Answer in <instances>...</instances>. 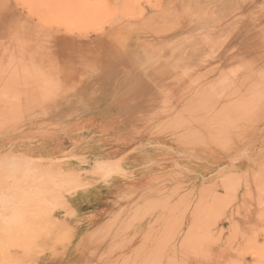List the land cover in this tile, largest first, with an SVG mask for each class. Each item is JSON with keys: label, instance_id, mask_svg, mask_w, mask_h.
I'll list each match as a JSON object with an SVG mask.
<instances>
[{"label": "rangeland", "instance_id": "374dc122", "mask_svg": "<svg viewBox=\"0 0 264 264\" xmlns=\"http://www.w3.org/2000/svg\"><path fill=\"white\" fill-rule=\"evenodd\" d=\"M2 2L0 101L6 102H0V111L7 116L0 112V170L6 161L10 171L20 166L7 176L1 171L0 182L13 191L22 182L25 187L20 184L23 190L16 192L17 187L12 194L2 187L0 242L8 245L6 235L15 228L13 241L29 248L13 246L8 239L13 247L5 249L20 252V262L5 261L9 258L1 253L0 264H70L74 254L95 261L114 241L108 237L119 233L116 244L123 245L145 227L151 232L145 233L144 242L151 239L152 229L159 230L155 244L165 248L170 264H264V0ZM30 40L38 51L29 53L44 59L41 71L27 52L18 51L32 45ZM69 88L73 92L63 95ZM43 90L56 100L41 98ZM32 92L47 120L34 123V113H24L25 94ZM27 162L35 163L30 168L38 170H33L36 176L43 171L40 180L26 169ZM106 163L114 167L106 169ZM23 164L27 173L22 174ZM47 167L58 173L56 178ZM70 175L74 184L66 187L61 178ZM60 197H92L93 204L88 215L67 218L71 225L61 230L69 236L64 243L55 227L65 218L64 206L54 210ZM34 206L40 207L36 211ZM16 214L26 223L12 216ZM15 219L24 226L16 229ZM78 222L83 231L92 229L86 243L78 238ZM140 240L130 250L142 246ZM32 241L50 243L41 248L44 252L26 244Z\"/></svg>", "mask_w": 264, "mask_h": 264}, {"label": "bare ground", "instance_id": "6f19581e", "mask_svg": "<svg viewBox=\"0 0 264 264\" xmlns=\"http://www.w3.org/2000/svg\"><path fill=\"white\" fill-rule=\"evenodd\" d=\"M2 4H4V2H2V0H0V6H2ZM212 11V10H211ZM209 13V12H208ZM205 14H207V13H205ZM210 15H212V14H210ZM217 15V14H216ZM206 18L209 16H206V15H204ZM124 31V30H123ZM119 34V33H118ZM122 34L124 35V34H127V33H123L122 32ZM130 34H132V33H130ZM129 34V35H130ZM128 35V34H127ZM138 35H140V34H138ZM173 35V34H172ZM125 36V35H124ZM141 36H144L143 34L141 35ZM168 36V35H167ZM161 37V36H160ZM119 38V37H118ZM123 38H125V37H123ZM126 38H128V36H126ZM142 38H145V37H142ZM164 38V36L162 35V39ZM149 39V38H148ZM148 39H146V41L148 40ZM154 39H156V38H154ZM153 39V40H154ZM158 39V38H157ZM177 39V38H176ZM21 40V39H20ZM118 40H120V39H118ZM142 40H144V39H142ZM150 40V39H149ZM33 41V40H32ZM48 41V40H47ZM158 41V40H157ZM156 41V42H157ZM159 41H164V40H161V39H159ZM183 41V40H182ZM149 42H153V41H149ZM154 42H155V40H154ZM18 43V42H17ZM22 42H20V44H21ZM24 44H25V42H23ZM23 43L21 44V46L23 45ZM30 43H31V40H30ZM19 44V43H18ZM32 44V43H31ZM146 44V43H145ZM157 44H159V42H157ZM162 44V43H161ZM36 44H32V45H30V46H28V47H26L25 49H19L18 47V51H21V52H27V57H32V59L31 60H34L33 62V65L34 66H36L37 67V69L38 70H40L41 71V66L45 63L44 62V59H43V57L42 56H33V55H31V53H29V52H33V54L35 53V55L37 54L36 52L38 51V49H37V51H36V48L35 47H37V46H35ZM47 45V44H46ZM50 45V44H49ZM152 46V45H151ZM159 46V45H158ZM163 46V45H162ZM164 47V46H163ZM21 48V47H20ZM23 48V47H22ZM40 48V47H39ZM167 48V47H166ZM52 49V48H51ZM53 49H56V48H53ZM143 49H146L145 47L143 48ZM17 50V49H16ZM164 50V49H163ZM163 50H161V51H163ZM50 51V50H49ZM136 51V55H139L140 56V54H142V51H139V50H134V52ZM146 51V50H145ZM144 51V52H145ZM147 51H148V49H147ZM133 52V51H132ZM177 52V51H176ZM148 53L149 54H151V52H149L148 51ZM155 53V52H154ZM48 54V53H47ZM135 54V53H134ZM159 54H160V52H159ZM48 55H50V52H49V54ZM156 56V55H155ZM162 56V55H161ZM50 57V56H49ZM108 58V57H107ZM109 59V58H108ZM188 58H185V57H182V58H180V60H184V61H188L187 60ZM46 60V59H45ZM161 60V59H160ZM164 60V59H163ZM78 61V60H77ZM198 61V59H191V61L190 62H193V63H195V62H197ZM118 62H120L119 60H118ZM117 62V63H118ZM164 63V62H163ZM156 64V63H155ZM166 63H164V65H165ZM32 65V66H33ZM60 66V65H59ZM9 67V69H10V66H8ZM61 67V66H60ZM6 68V67H5ZM34 68V67H33ZM52 68V67H51ZM170 68V67H169ZM36 69V68H35ZM72 69V68H71ZM38 70L36 71V72H38ZM48 70V69H47ZM58 70H61L60 68L58 69ZM63 70V69H62ZM67 70V69H66ZM66 70H65V72H66ZM33 71V70H32ZM39 71V72H40ZM68 71V73L70 72L69 71V69L67 70ZM172 71V70H171ZM177 71V70H176ZM7 72H9V71H7ZM6 72V73H7ZM55 72V71H54ZM57 72V71H56ZM62 73L64 72V71H61ZM113 72H115V71H113ZM173 72V71H172ZM12 73V72H11ZM14 73V72H13ZM50 73H52V72H50ZM75 72H73V73H71L72 74V76L74 77L75 75H76V73H75V75H73ZM15 74V73H14ZM122 74H123V72H122ZM11 75V74H10ZM10 75H8L9 77H10ZM54 75V74H53ZM61 75V74H60ZM63 75V74H62ZM68 75H70V74H68ZM40 76V75H39ZM59 76V75H58ZM67 76V75H66ZM71 76V75H70ZM69 76V77H70ZM121 76V75H120ZM13 77V76H12ZM53 77V76H52ZM52 77H51V79H52ZM56 77V76H55ZM60 77H62V76H60ZM65 77V76H64ZM68 77V76H67ZM119 77V76H118ZM11 78V77H10ZM43 78V77H42ZM63 78V77H62ZM8 79V78H7ZM12 79V78H11ZM61 79V78H60ZM116 79V78H115ZM119 79V78H118ZM126 79V78H125ZM59 80V79H58ZM62 80V79H61ZM71 80H72V77H71ZM75 80V79H74ZM110 80V79H109ZM9 81V80H8ZM11 81V80H10ZM62 81H64V80H62ZM116 81V80H115ZM124 81V80H123ZM127 81V80H126ZM18 82V81H17ZM66 82V81H65ZM67 82H68V80H67ZM111 82V81H110ZM125 82V81H124ZM8 83V82H7ZM59 83V82H58ZM69 83V82H68ZM67 83V84H68ZM72 83V82H71ZM109 83V82H108ZM120 83H122V81L120 82ZM119 83V84H120ZM61 84H62V82H61ZM66 84V83H65ZM64 84V85H65ZM124 84V83H123ZM51 85V84H50ZM50 85H49V89H50ZM58 85V84H57ZM56 85V86H57ZM59 85H60V83H59ZM64 85H63V87H64ZM74 85V84H73ZM112 85H113V83H112ZM67 86H69V85H67ZM71 86V85H70ZM63 87H61V88H63ZM116 87V86H115ZM119 87V86H118ZM129 87V86H128ZM131 87V86H130ZM36 88H38V87H36ZM36 88H34L35 90H36ZM44 88H46V86H44ZM60 88V87H59ZM33 89V90H34ZM41 89H43V88H41ZM65 89H66V87H65ZM65 89H64V91H65ZM71 88H69V91H65L66 93L65 94H63V95H70L72 92H73V90L74 89H72V90H70ZM116 89V88H115ZM127 90L129 89V88H126ZM125 89V90H126ZM21 90H23V88L21 89ZM20 90V91H21ZM27 90V89H26ZM25 90V91H26ZM29 90V89H28ZM31 90V89H30ZM29 90V91H30ZM35 90H34V92H35ZM38 90L40 91V88H38ZM48 90V89H47ZM66 90H68V89H66ZM82 90V89H81ZM80 90V91H81ZM18 91V90H17ZM34 92H32L30 95H27V94H25L26 95V100H25V102H24V104H25V106L23 107V110H24V108H26L25 109V111H24V113L27 111H31L32 113H30V114H33V116L31 115V121H33L34 123H38V121H42V120H47L48 119V115L47 114H45L44 112H45V109H44V107H43V105H41V103L38 101V97L37 96H35L34 94ZM42 92H44V94H42ZM46 92V90H43V91H41L40 93L43 95V97H41V98H44V96H46L47 98H45L46 100L47 99H49V97L48 96H51V98L52 99H54L53 98V96L52 95H49L48 94V91H47V93H45ZM82 92H85V93H89L88 92V90H83ZM116 92V91H115ZM13 93V92H12ZM36 93H38V92H36ZM84 93V94H85ZM15 94V93H14ZM20 94H22V96L24 95L23 94V92L22 93H20ZM83 94V95H84ZM36 95H38V94H36ZM61 95V94H60ZM81 95H82V93H81ZM16 96V95H15ZM59 96V95H58ZM57 97V96H56ZM55 97V98H56ZM19 98H20V96H19ZM58 99L60 98L61 100H62V102L64 101L63 100V96L61 95V97L59 96V97H57ZM1 99V98H0ZM5 99V98H4ZM7 99H9V98H7ZM12 99V98H11ZM18 99V98H17ZM87 99V98H86ZM112 99V98H111ZM264 99V98H263ZM2 100H3V98H2ZM1 100V101H2ZM23 100H24V97H23ZM22 100V101H23ZM54 100H56V99H54ZM68 100V99H67ZM0 101V102H1ZM3 101H5V100H3ZM19 101V100H18ZM51 101V100H50ZM261 101H263V100H261ZM6 102V101H5ZM7 102H8V100H7ZM256 102V101H255ZM254 102V103H255ZM264 102V101H263ZM4 103V102H3ZM2 103V104H3ZM22 103V102H21ZM48 103V102H47ZM51 103V102H50ZM65 103V102H64ZM63 103V104H64ZM258 103H261V102H259L258 101ZM1 104V105H2ZM3 105H6V104H3ZM7 105L9 106V104L7 103ZM13 105H14V102H13ZM52 105V104H51ZM54 105V104H53ZM141 105V104H140ZM139 105V106H140ZM257 104H254V105H251V106H256ZM19 106V105H18ZM22 106V105H21ZM55 106V105H54ZM249 106V108H251L252 109V107L250 106V105H248ZM258 106V105H257ZM2 106H0V108H1ZM7 107V106H6ZM12 107V106H11ZM15 107V106H14ZM51 107H53V106H51ZM50 107V108H51ZM259 107H261V106H259ZM9 108V107H8ZM232 108V107H231ZM234 108H235V106H234ZM233 108V110H235ZM254 108V107H253ZM4 109H5V107H4ZM52 109V108H51ZM135 109V108H134ZM257 109L259 110V108L257 107ZM261 109V108H260ZM14 110V109H13ZM55 110V109H54ZM58 110V109H57ZM160 110V109H159ZM238 110V109H237ZM255 110V109H254ZM262 110V109H261ZM5 111V110H4ZM8 111V110H7ZM19 111H20V108H19ZM56 111V110H55ZM1 112V114H2V111H0ZM9 112V111H8ZM18 112V111H17ZM146 112V111H145ZM235 112V111H234ZM236 112H239V110L238 111H236ZM258 112V111H257ZM13 115H15L16 113H15V111H14V113H13V111L11 112ZM10 113V114H11ZM19 113V112H18ZM20 113H21V111H20ZM138 113V112H137ZM141 113V112H140ZM259 113V112H258ZM7 114V113H6ZM78 114V113H77ZM149 114H151V113H149ZM238 114H240V113H238ZM3 116H7V115H4V114H2ZM1 115V118H3V116ZM20 116H21V114H19ZM28 115V114H27ZM76 115V114H75ZM235 115H236V113H235ZM9 116V115H8ZM23 116V115H22ZM73 116V115H72ZM136 116H137V114H136ZM140 116V115H139ZM143 116V115H142ZM11 117V116H10ZM6 118V117H5ZM5 118H4V120H5ZM13 118V117H12ZM18 118V117H17ZM132 118V117H131ZM16 119V118H15ZM27 119V118H26ZM38 120V121H37ZM244 122V121H243ZM0 123H2V122H0ZM4 123V122H3ZM212 124V123H211ZM1 125V124H0ZM4 125V124H3ZM210 125V124H209ZM214 125H216V123H214L213 124V126ZM212 126V127H213ZM217 126H218V124H217ZM222 126V125H221ZM210 127V126H209ZM2 128V127H1ZM0 128V129H1ZM6 128V127H5ZM13 128V127H12ZM214 128V127H213ZM212 129V128H211ZM6 130V129H5ZM210 130V129H209ZM215 131V130H214ZM215 133V132H214ZM216 134V133H215ZM71 135V134H70ZM217 136H219L220 135V133H219V135L218 134H216ZM224 136V135H223ZM223 140H224V137H223ZM230 141V140H229ZM14 142V141H13ZM222 142V141H221ZM225 142V141H224ZM224 142L223 143H221V145L222 144H224ZM228 143H230V142H228ZM232 145V144H231ZM10 146H12V145H10ZM227 147V146H226ZM3 148H4V146H3ZM72 150V149H71ZM74 151V150H73ZM75 152V151H74ZM18 155V154H17ZM2 156H4V155H2ZM15 156V155H14ZM19 156V155H18ZM73 156V155H72ZM7 157L9 158V157H12V156H10V155H8L7 154ZM6 157V158H7ZM17 157V156H16ZM19 157H22V156H19ZM2 158V157H1ZM1 158H0V162L1 161H3V159L1 160ZM18 158V157H17ZM69 158V157H68ZM93 158V157H92ZM11 159V158H10ZM13 159V158H12ZM24 159H25V157H24ZM99 159V158H98ZM8 161H9V159H7ZM19 160H21L20 158H19ZM23 160V159H22ZM28 160V159H27ZM30 160V159H29ZM38 161V160H37ZM48 162H49V160H47ZM62 161V160H61ZM80 161V160H79ZM15 162V161H14ZM16 162H20V161H16ZM33 162H35L34 160L32 161V163ZM59 162V161H58ZM6 163H8L9 164V162H7L6 161ZM6 163H4L3 165H5ZM13 162H11L10 164L11 165H13L12 164ZM21 163V162H20ZM23 163V162H22ZM30 163H31V161H30ZM30 163L29 162H27L26 164H28V167L30 168V166L32 165H30ZM37 163V162H36ZM52 163V162H51ZM110 163V162H109ZM8 164H6V166H4V167H2L3 169H1L0 170V172L1 171H3L2 172V174H4V176H7L8 175V172L10 171V170H8L9 169V167L8 166H10V165H8ZM15 164V163H14ZM19 163H17V164H15L16 165V167H17V170H15V171H10V172H16V171H18V167L20 166V165H18ZM38 164V163H37ZM37 164H36V166H37ZM55 164V163H54ZM93 164V163H92ZM99 164V163H98ZM97 164V165H98ZM102 163H100V165H101ZM107 164V163H106ZM118 164V163H117ZM117 164H116V166H117ZM34 165H35V163H34ZM34 165H32V166H34ZM87 165V164H86ZM105 164L103 163V165L102 166H104ZM0 166H1V164H0ZM23 166H24V164H23ZM25 166H27V165H25ZM25 166H24V170H25ZM36 166L35 167H33V168H36ZM80 166H81V164H80ZM101 166V167H102ZM110 166V167H109ZM108 166V164H107V168L106 169H110L111 168V166L112 167H114V165H109ZM8 167V168H7ZM12 167V166H11ZM15 166H13V168H14ZM15 167V168H16ZM38 167V166H37ZM41 167V166H40ZM105 167V166H104ZM109 167V168H108ZM1 168V167H0ZM4 168H7V169H5V170H8L7 171V173L4 171ZM23 168V167H22ZM22 168H20V169H22ZM47 168H49V167H47ZM98 168H99V165H98ZM28 171H32V173H34V171L33 170H36V171H38L37 169H33V170H31V168L30 169H28V168H26ZM38 169H40V168H38ZM45 169V168H44ZM44 169H42V170H44ZM100 169V168H99ZM105 170L103 167L100 169V170ZM20 171V172H22V174H23V172L24 173H27V170H25V171ZM48 170V169H47ZM65 170H68V169H64V173H65ZM35 171V172H36ZM41 171V170H40ZM49 171H50V168H49ZM48 171V173H49V175L50 176H52V177H57V175H58V173H57V175H55V173H51V171L49 172ZM94 171V170H93ZM9 172V174H11ZM43 172V171H42ZM41 172V173H42ZM47 172V171H46ZM45 172V173H46ZM58 172H59V170H58ZM62 172V170H60V172L59 173H61ZM6 173V174H5ZM32 173H30V175L32 174ZM37 173V176H36V174H35V177H37V179L39 178V180H40V177H38L39 175H38V173L39 172H36ZM41 173H39V174H41ZM44 173V174H45ZM48 173H46L44 176H46L45 178L47 179L48 178ZM52 175H51V174ZM1 173H0V176L2 177L3 175H2ZM13 174V173H12ZM18 174H20L19 172H18ZM19 175V176H21V178L22 177H24L23 175ZM29 174V173H28ZM27 174V175H28ZM67 174V173H66ZM77 174L78 173H76L75 174V176H77ZM89 174H92L91 172L89 173ZM88 174V175H89ZM26 175V176H27ZM33 175V174H32ZM48 175V176H47ZM54 175V176H53ZM60 175H62V173L60 174ZM60 175H59V177H60ZM65 175V174H64ZM9 176H12V175H9ZM14 176H18V175H16V174H14ZM34 176V175H33ZM30 177H32V176H30ZM55 177V178H56ZM3 178V177H2ZM16 178V177H15ZM21 178H19V179H21ZM26 177H24V181L26 180V181H28L27 179H25ZM28 178H29V176H28ZM54 178V179H55ZM64 178V177H63ZM63 178H61L62 179V184L63 185H65L66 187H72L71 185L72 184H74V180H73V176L72 175H70V176H65V178L63 179ZM6 178H4L3 180H5ZM17 179V180H16ZM16 179H14V182H17L18 181V178H16ZM51 179V178H50ZM54 179H52V182H53V180ZM78 179H79V177H78ZM9 180H11L10 179V177H9ZM16 180V181H15ZM23 180V179H22ZM36 180V179H35ZM77 180V178L75 179V181ZM11 181H13V180H11ZM49 181V180H48ZM19 182H21L20 180H19ZM30 182V181H29ZM37 182H38V180H37ZM40 182V181H39ZM45 182V181H44ZM51 182V181H50ZM60 182V181H59ZM58 181H57V183H56V185H55V189H56V186H57V184L59 183ZM1 183H4V181L2 182H0V188H2L3 187V185L1 184ZM8 183H10V181L8 182ZM7 183V185H10V184H8ZM13 183V182H12ZM21 185L23 184V182L22 183H20ZM20 184H17V185H19L20 186ZM25 184V183H24ZM32 184H34L33 182H32ZM38 184V183H37ZM37 184L35 185V186H31V187H28V188H26V189H32V188H37L40 184H38V186H37ZM12 185V184H11ZM10 185V186H11ZM15 185V184H14ZM19 186H17V187H19ZM28 186H29V184H28ZM37 186V187H36ZM59 186V185H58ZM15 186H13L12 188H14ZM16 187V188H17ZM20 187H25V186H20ZM18 188V190H16V188H14L15 190H16V192L18 191L19 192V189H20V191L21 190H23L22 188ZM27 187V186H26ZM80 187V186H79ZM3 188H6L7 190L6 191H9L8 192V194L9 193H13L14 191L13 190H10L11 189V187H9L8 188V186L7 187H3ZM1 189L0 190V192L1 191H3V192H1L0 193V195L2 194V193H5L6 191H4V189ZM58 189H59V187H57ZM78 188V187H77ZM76 188V189H77ZM39 189V188H38ZM68 189V188H67ZM52 190V189H51ZM69 190V189H68ZM74 190V189H73ZM13 191V192H12ZM34 191V190H33ZM56 191H57V189H56ZM55 191V192H56ZM59 191V190H58ZM57 191V192H58ZM66 191V190H65ZM26 192H27V190H26ZM54 192V193H55ZM62 193V192H61ZM75 193V192H74ZM7 194V193H6ZM7 194V195H8ZM21 194H22V192H21ZM23 194H25V192L23 193ZM76 194H79L78 192H76ZM6 195V196H7ZM14 195V194H13ZM63 195H64V193H63ZM67 195V194H66ZM106 195V194H105ZM5 196V194H4V198L6 197ZM9 196V195H8ZM12 196V195H11ZM17 196H20V195H17ZM62 196V195H61ZM3 197V196H2ZM21 197V196H20ZM24 197V196H23ZM49 197V196H48ZM11 198H13V197H11ZM15 198H16V196H15ZM39 198H41V197H39ZM38 198V199H39ZM43 198V197H42ZM46 198V197H45ZM38 199H36V200H38ZM49 199V198H48ZM52 199V198H51ZM50 199V200H51ZM91 199H92V197H89V198H79V199H62V197H60V198H56L55 199V201H54V204H55V206H54V210H56L58 207H59V205L60 206H64L63 208H64V216H65V221H64V219H62L61 221H59L58 223H57V226H55L56 228H57V230L58 231H60V235H61V237H62V242L64 243V242H66V241H68V235L67 234H65V231H61L62 229H65V230H67V228H68V226L69 225H71V221L70 222H68L67 221V218L68 217H75V219H77L78 217H76L77 215H88V213H89V211L93 208V204L91 203ZM9 200V199H8ZM13 200H14V198H13ZM36 200H34V201H32V202H34L35 203V201ZM43 200H44V198H43ZM47 200V199H46ZM39 201H41L40 199H39ZM53 201V200H52ZM3 202V201H2ZM9 202V201H8ZM3 203H5V201L3 202ZM57 203V204H56ZM1 204V203H0ZM17 204V203H16ZM47 204V203H46ZM45 204V205H46ZM92 204V205H91ZM3 205V204H2ZM18 205H20V204H18ZM17 205V206H18ZM29 209H30V207L27 205V204H25ZM24 205V206H25ZM21 206V205H20ZM24 206H23V208H22V211H23V209H24ZM43 206V205H42ZM50 206H52V205H50ZM50 206H49V208H50ZM15 207H16V205H15ZM36 206H34V208H35ZM38 207H40V206H38ZM38 207H36L37 209H38ZM26 208V207H25ZM27 208V209H28ZM36 208H35V210H36ZM14 209V208H13ZM27 209H24V211L25 210H27ZM16 210H17V208H16ZM19 210V209H18ZM47 210H48V208H47ZM23 211V212H24ZM37 211V210H36ZM44 211H45V208H44ZM58 210H56V212H57ZM28 212V210L26 211V213ZM54 212V211H53ZM55 212V213H56ZM59 212V211H58ZM61 213H62V211H60ZM123 212V211H122ZM17 213V212H16ZM20 213V212H19ZM25 213V214H26ZM30 213V212H29ZM34 213V212H33ZM45 213V212H44ZM54 213V214H55ZM12 214V213H11ZM14 214V213H13ZM23 214V213H22ZM24 214V215H25ZM28 214V213H27ZM32 214V212L29 214V215H31ZM34 214H36V212L34 213ZM40 214H42V212L40 213ZM121 214V213H120ZM33 215V214H32ZM12 216H19L18 214H16V215H12ZM28 216V215H27ZM33 217H35L34 215H33ZM12 217H10V219H11ZM22 218H24V216L22 215ZM27 217H26V215H25V219H26ZM114 218V217H113ZM119 218V217H118ZM18 219H19V217H18ZM34 219H36V218H34ZM59 219V218H58ZM60 219H61V216H60ZM16 220V219H15ZM20 221H21V219H19ZM18 220V221H19ZM30 220H33V218L31 219L30 218ZM30 220H28L27 221V224H26V226H29L30 224ZM110 220V219H109ZM63 221V222H62ZM159 221V220H158ZM15 222V221H14ZM14 222H12V224L14 223ZM16 222H17V220H16ZM21 222H23V223H26V222H24V219H23V221H21ZM62 222V223H61ZM82 222V221H81ZM157 221L155 220V223H156ZM18 223V222H17ZM22 223V225L24 226V224ZM59 223H61V224H59ZM111 223V222H110ZM1 224V223H0ZM10 223L8 222V224H7V226H6V228L5 229H8L9 228V225ZM15 224V223H14ZM78 224H79V222H78ZM3 225V223L0 225V228L1 227H3L2 226ZM21 225V223L19 224H15V227H16V229L19 227V226H22ZM107 225V224H106ZM108 225H110V224H108ZM115 225V224H114ZM155 225V224H154ZM81 224H79L78 226H77V229H79L77 232V235H78V238H81V241L82 242H84L85 241V239L87 238V237H93L92 236V229L91 230H87V231H83V229H85V228H83L84 226H81ZM111 226V225H110ZM8 227V228H7ZM12 227H14V225L13 226H11V228ZM50 228V227H49ZM51 228H52V226H51ZM54 228V227H53ZM53 228L52 229H50V231L51 230H53ZM112 228H114L113 226H112ZM111 228V229H112ZM5 229L4 230H2V232H4V234H5V232L7 231H5ZM111 229H110V231H111ZM147 229V230H146ZM169 229V228H168ZM9 230V229H8ZM14 230V231H13ZM109 230V229H108ZM11 232H10V236H9V234L8 235H6V236H4V238L6 237L7 239H5V240H7V241H5V242H7V244L9 245V246H12V242H11V245L9 244L10 242H9V240L8 239H12V241H13V238L15 239V228L14 229H12V230H10ZM57 231V232H58ZM95 231L96 230H94V233H95ZM109 231V232H110ZM152 231H153V233L151 234V236L149 237V238H151L150 240L148 239L146 242H144L143 240H142V238L144 237V235H145V233H149V232H151V229L149 228H144L143 229V232L141 233V230L139 231V233L135 236V237H133L131 240H129V242L127 241L126 242V240H125V243L123 244V245H120L121 243H119V245H118V243L116 244V241H117V239L115 238L117 235H119V233H115L114 234V236L113 235H111L110 233H109V236L110 237H108V238H113L114 239V241L113 242H110V243H107V245H108V247H107V249H106V251L101 255V256H99L98 258L97 257H95V258H97L95 261L92 259V261H90V260H88L87 258L86 259H84L83 258V256H81V257H77L76 256V254H74L71 258H68V260H71L72 261V263H70V264H170V262H169V259L168 258H166L165 257V255H167V253H165V248H162V245L160 244H155V242H156V240H157V238H160L161 236H160V234H159V230L158 229H152ZM46 232H47V228H46ZM12 233H14V235H12ZM45 233V232H44ZM100 233V232H99ZM98 233V235L97 236H99V235H101L102 233H100L99 234ZM0 234H2L3 235V233H1L0 232ZM46 234V233H45ZM59 234V233H58ZM2 235H0V236H2ZM55 235H57L56 233H55ZM171 235V234H170ZM96 236V237H97ZM107 236H108V234H107ZM106 236V234H105V237H107ZM121 236V235H120ZM10 237V238H9ZM12 237V238H11ZM58 237V235L56 236V238ZM60 237V236H59ZM58 237V238H59ZM100 237V236H99ZM103 237V236H102ZM147 237V236H146ZM168 237V239L170 238L169 236H167ZM56 238H54V239H56ZM77 238V239H78ZM101 238V237H100ZM108 238H106V239H108ZM141 238V243H142V246H138L137 248H135V249H131L130 250V247H132L134 244H135V242L137 241V240H139ZM2 239V237L0 238V240ZM61 239V238H60ZM121 239V238H120ZM123 239V238H122ZM125 239V238H124ZM3 240V239H2ZM57 240V239H56ZM80 240V239H79ZM78 240V241H79ZM86 240H89V239H86ZM57 241H59V240H57ZM61 241V240H60ZM59 241V242H60ZM122 241V240H121ZM143 241V242H142ZM14 243H15V245H13V246H16V247H20V248H22V249H25L26 248V246H25V248H23V247H21V244H19V242H18V244H17V241L15 242V240L13 241ZM58 242V243H59ZM62 242H60V243H62ZM123 242H124V240H123ZM122 242V243H123ZM167 242H169L170 243V241H167ZM13 243V244H14ZM26 243V242H25ZM49 243L50 242H45V241H42V242H38V241H32V242H28V243H26V244H28V245H30V247L31 246H33V247H37V249H41V248H43L44 246H48L49 245ZM78 243V242H77ZM81 242H79L78 243V246H79V244H80ZM84 243H86V242H84ZM112 243V244H111ZM3 243H1L0 242V249L2 250V247H4V249L2 250V251H0V255H1V253L2 254H7V257L6 258H9L8 260H5V261H9V260H11V261H14V263L15 262H17V263H19L20 262V260H18L16 257V255L17 254H20V252H16V255H15V253L14 252H12V250L10 249V248H7V249H5V247L6 246H8V245H6V243H5V245L3 244ZM23 245V244H22ZM52 245H53V243H52ZM12 246V247H13ZM75 246V245H74ZM165 246H166V244H165ZM32 247V248H33ZM50 247H52V246H50ZM83 248H84V246H82ZM27 248H29V246H27ZM26 248V249H27ZM15 249V248H14ZM30 250H31V248H30ZM30 250L28 251V250H25V252H30ZM41 250H43V249H41ZM66 250V249H65ZM91 250V249H90ZM7 251V252H6ZM40 250H38L37 252H39ZM44 251V250H43ZM42 251V252H43ZM93 251H94V249H93ZM41 252V253H42ZM45 252V251H44ZM54 252V251H53ZM87 252V251H86ZM91 252L92 251H90V256H91ZM144 252V254L142 255V257L140 256V253H143ZM40 253V252H39ZM63 253V252H62ZM95 253V252H94ZM23 254V253H22ZM55 254V253H54ZM89 254V253H88ZM165 254V255H164ZM41 255V254H40ZM57 255V254H56ZM63 255V254H62ZM95 255V254H94ZM94 255H92V256H94ZM25 256V255H24ZM23 256V257H24ZM30 256V255H29ZM5 258V257H4ZM4 258H2V259H4ZM16 258V259H15ZM26 258V257H25ZM31 258V257H30ZM171 258V257H170ZM1 259V258H0ZM13 259H15V260H13ZM20 259V258H19ZM29 259V258H28ZM24 260H27V259H24ZM30 260V259H29ZM28 260V261H29ZM174 259L172 258V261H173ZM94 261V262H93ZM25 262V261H24ZM175 262V261H174ZM3 263H4V260H3ZM10 263H12V262H10ZM22 263V262H21ZM29 262H27V264H28ZM39 262H37L36 264H38ZM9 264V263H8ZM173 264H175V263H173Z\"/></svg>", "mask_w": 264, "mask_h": 264}]
</instances>
